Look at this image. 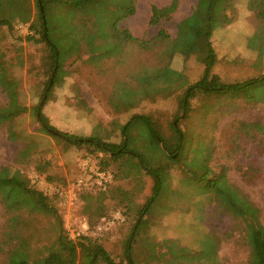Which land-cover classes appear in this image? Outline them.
I'll return each mask as SVG.
<instances>
[{
    "label": "trees",
    "instance_id": "obj_1",
    "mask_svg": "<svg viewBox=\"0 0 264 264\" xmlns=\"http://www.w3.org/2000/svg\"><path fill=\"white\" fill-rule=\"evenodd\" d=\"M96 1L85 0L89 7L93 6V12L98 10ZM217 1L198 0L194 16L203 20V25L192 28L185 23H180L177 26L176 37H172L162 29L154 38L141 41L134 38L127 30H120L121 21L135 14L134 2L129 13L119 16L113 27L98 24L93 29H85L86 34L92 35L89 39L83 40L81 46V50L87 54L88 62L93 57L102 58L104 52L108 50L107 38L115 49L124 47V51L121 49V52L109 54L115 62L117 59L118 62L122 61L125 64V74L129 82L122 87L132 97L127 108V111L132 114H130V120L122 128L124 140L120 144L107 143L96 137L79 138L60 132L44 115L42 111L44 104L41 103L42 105L36 108L37 120L47 135L64 141L67 147L74 146L73 148L81 151V159H95L101 170L110 171L112 167L116 169L117 172H113L112 183L104 191L111 194L109 203L118 211H123L125 214L133 212L132 207L135 202L137 203L135 193H131L128 199H123L119 190H112L115 183L122 177L118 171L121 170L123 158L126 157L130 164L135 165L145 175L148 187L142 191H148L149 199L144 204L143 210L138 212V223L134 225L125 246L124 261L126 264H139L136 261L139 257L138 253L142 255L150 251L145 241L148 238L150 227L155 225L154 216H159V212L163 210L161 199L175 200L177 199L176 192L181 191V195H184L192 188L196 192V197H202L203 203L216 205L214 209L206 210L204 217L202 215L203 219H207L210 238L213 240V230L209 223L212 215L227 216L234 221L241 234L240 240L248 251L247 264H264V224L261 220L260 209L246 193L230 182L225 168L216 172L211 160L213 149L211 150L201 139H195L196 134L193 135V132L189 134L188 130L191 129L187 128L186 131H182L179 125V121L183 120L182 113L185 114L184 120H190L194 104H198L199 109L209 112L221 109L217 107L219 100L222 108H228L230 113L251 112L243 119H233L232 126L229 127L231 134L226 133V125L221 127V134L226 133V136L231 137L230 141L235 143L236 150L243 145L247 147L255 144L260 151H264V113L260 110L264 108V71L262 70L264 69V39L258 41V44L255 43L256 41L252 42L258 33L264 34V0H248L242 10L239 8L238 14V4L235 0H224L223 10L214 14ZM53 2V0H41L39 3L35 0L37 15L33 16L31 0H0V28L13 32L16 23L29 25V34L20 39L28 43L44 45L46 48L45 72L50 75V83L44 93L46 99L52 89V83L55 82L53 74L60 63V52L48 36L46 9ZM117 5L119 6L120 3ZM40 7H43L44 14L41 13ZM168 19L163 10L152 7L151 26H159L163 20ZM216 20L218 24L216 23L214 27L213 31L216 32L214 35L211 31L213 27L211 29L208 27L211 22H217ZM237 30L242 32L237 33ZM110 34H116V36L126 34L127 40L119 41L116 37H109ZM214 36L218 41L225 40L227 37L233 41L237 36L242 41H240L239 51H235L231 58L220 57L213 43ZM186 52H188L187 55ZM152 53L156 58L151 59ZM140 56L147 58L145 62L138 61ZM176 56H182L186 66L189 60L194 58L202 66V72L191 83L189 82L190 76L185 73L187 77L186 75L184 77L189 82L187 88L178 94L169 96L175 87V74L178 73L172 65ZM5 59V55L0 50V89L12 95V91L17 89L19 82L9 71ZM247 59L252 61L251 69L249 67L242 68V70L234 69L228 79L216 70L219 66L221 68L222 65L228 63L230 65L245 63ZM102 69L103 72L108 71L107 67ZM235 71H238V74ZM114 72H118V69H114ZM118 76L116 78L118 82L115 80L117 84H115V90L120 88L121 78L119 79ZM215 92L221 95L213 96ZM171 97L175 99L177 108L173 121L168 123V130H166L161 122V112L154 108L159 107L163 101ZM140 109L147 111L138 112ZM2 112H0V118L5 121L25 113L26 108L13 99L11 105ZM135 122L143 124L144 127L140 131L139 138L130 140L127 132ZM191 140L194 146L202 143L203 149H206V157L209 158L206 161L210 160L208 166L211 172L210 183L209 181L198 183L199 180H195L197 183L185 184L184 189L177 188L175 191L174 186H168L169 191L167 189L164 191L165 184H173V173L179 175V182L182 180L186 168L182 166L183 159L179 157V151L185 150ZM146 148L150 150L159 148L160 152L154 149V152L152 151L153 153L149 155L145 151ZM29 151L30 149H27L21 154L26 156ZM242 152L245 153L244 149ZM47 170L40 165L34 169L41 177L47 173ZM243 176L245 179H255L254 167H251ZM46 179L49 183L52 182L51 178ZM76 179L78 178L74 180ZM134 179L139 183L138 177ZM99 192L101 190L95 193H84L81 200L85 205L88 200H95L102 207L101 201L97 200ZM160 197L162 198L159 200ZM58 200V196L50 197L34 186L27 176L22 174L16 177L12 175L10 168L0 167V204L5 220L4 227L0 231V253L6 251L8 255L6 264H75L79 254H83L90 262L89 264H99L100 261L105 264H123L124 261L116 263L109 256L100 244L101 237L83 235L75 240L71 239L64 226V213ZM104 217L106 214L102 216ZM39 240L44 241L43 245L39 243ZM166 243L169 248L164 259L158 261L149 259L148 264H181L182 260L185 261L184 253L192 251L178 239H168ZM199 249L205 258L203 247L200 246ZM194 258L196 257L190 256V264H209L206 260L199 259L200 263Z\"/></svg>",
    "mask_w": 264,
    "mask_h": 264
},
{
    "label": "rangeland",
    "instance_id": "obj_2",
    "mask_svg": "<svg viewBox=\"0 0 264 264\" xmlns=\"http://www.w3.org/2000/svg\"><path fill=\"white\" fill-rule=\"evenodd\" d=\"M53 1L46 9L48 36L60 52V63L53 74L55 82L52 83L48 99L44 98V93L50 83V75L45 72V57L47 55L45 46L20 39L29 34V25L16 23L13 32L6 28H0V50L5 55L9 71L19 82V86L12 91V95H8L0 89V112L8 108L13 99L26 108L25 113L13 116L8 120L4 121L0 118V167L10 168L12 175H16V177L23 174L32 180L34 176H39L47 186L64 190L75 181V178H79L82 153L73 148L74 146L67 147L64 141L45 133L36 117L38 105L43 102L44 115L49 119L50 124L60 132L74 134L79 138L96 137L112 144L123 142L122 124L129 121L130 114H132L127 111L132 98L131 94L122 87L129 82L125 74V64L122 61L118 62L117 59L115 62L113 57H109V54L121 52L124 47L115 49L107 38L108 50L104 52L102 58L93 57L88 62L87 54L81 50V46L83 40L89 39L92 35L86 34L85 29H93L98 24L113 27L119 16L129 13L133 2L136 7L135 14L122 20L119 28L127 30L134 38L141 41L154 38L162 29L172 37H176L177 26L180 23L194 28L202 26L203 20L194 16L198 0H97L95 3L98 10L96 12H93V6L89 7L85 0ZM223 1H217L214 14L223 10ZM247 1L235 0V3L238 4L237 14L239 8L242 10ZM31 2L33 3V16H36L35 0H31ZM117 3L120 5L118 6ZM108 6H110L109 9H107ZM152 7L163 10L169 19L163 20L159 26H151ZM216 21L211 22L208 27V29L213 27L211 31L214 35L216 33L213 31L214 27L218 24V20ZM238 32L242 31L237 30ZM109 37H116L122 42L127 40L126 34L117 36L110 34ZM262 39H264V34L258 33L252 42L256 41L255 43L258 44V41ZM240 41L237 36L233 41L230 40V37L221 41H218L216 36L213 37L218 55L225 56V58H231L235 51H239ZM187 54L188 52H186ZM153 58H156L154 53L151 54V59ZM146 59L145 56H140L138 61L143 63ZM172 65L178 73L175 74V87L169 96L184 91L189 82H193L202 72V66L194 58H191L186 66L184 58L176 56ZM251 66V59H247L245 63L239 62L237 65L228 63L222 65L221 68L219 66L216 70L228 79L234 69L242 70L247 67L251 69ZM103 67H107L108 71L103 72ZM116 68L118 72H114ZM262 70L264 71V69ZM256 72H258L257 69ZM185 73L190 76L189 82L185 78L187 77ZM235 73L238 74V71ZM117 76L121 78V83L120 88L115 90V84L118 82ZM217 95L221 94L215 92L213 96ZM217 107L221 109L206 112L199 109L198 104H194L190 120H184L185 114L182 113L183 120L179 121L180 129L182 131H186L187 128L191 129L192 131L188 130L189 134L193 132V135L196 134L195 139H201L211 150L213 149L211 160L216 172L226 169L230 182L246 193L260 209L261 220L264 224V151H260L255 144H250L247 147L243 145L236 150L235 143L230 141L231 137L226 136V133L231 134L229 127L232 126L233 119H243L251 112L235 111L230 113L228 108H222L219 100ZM176 108L175 99L172 97L163 101L159 107L154 108L161 112V122L166 130H168V123L173 121ZM260 110L264 113V108H260ZM142 111L146 112L147 110L140 109L138 112ZM92 117L110 122L111 130L103 128L102 123L98 125L100 128L102 127L99 130L89 120ZM205 120L208 121L205 122ZM224 125L227 130L225 134H221V127ZM93 127H95L94 130ZM143 127V124L135 122L127 132L128 138L130 140L139 138ZM194 141L196 142V140ZM162 148L167 152V146H165L166 149ZM27 149L30 151L26 156H23L21 153ZM154 149L160 152L159 148ZM154 149L146 148L145 151L150 155ZM242 149L245 153L242 152ZM205 150L202 143H197L194 146L193 140H191L185 150L179 151V157L181 160L183 159L182 166L186 170H184L180 182L178 181L179 175L173 173V184H165L164 191L166 189L169 191L168 186H174L175 191L177 188L184 189L185 184L197 183L195 180H199L198 183L208 182L211 176L208 169L210 160L206 161L209 158L206 157ZM38 165L48 169L43 177L34 171ZM251 167H254L255 179H245L243 174ZM110 171L117 172L113 167ZM118 172L122 177L115 183L112 190H119L123 199H128L131 193H135V198L137 195V203L135 202L132 207L134 208L133 212L125 214L123 211H118L116 207L110 205L109 195L111 194L105 191H101L97 195V200L103 204L102 207L95 200H88L86 205L81 201L79 207L72 214H68L62 209L64 226L69 235L73 232H80L83 224L87 223L88 232L84 235L101 237L100 244L109 256L114 262L122 263L125 246L134 225L138 223V212L143 210L144 204L149 199V193L147 190L142 191L148 187L145 175L135 165L130 164L126 157L123 158L121 170ZM47 177L51 178L52 182L49 183ZM134 177H138L139 183ZM187 191V194L184 195H181V191L176 192L177 199L172 201L159 198L165 212L162 210L159 212V216H154L155 225L150 227L146 241L144 239L150 251L144 252L142 255L141 253L139 255L137 251L139 256L138 259L136 258L137 263L148 264L149 259L163 260L169 248L166 240L178 239L184 246L192 249V251L184 253L183 264H190L191 255L196 257L195 261L206 260L209 264H247L248 251L240 240L241 234L234 221L227 216L213 214L209 219L213 230L212 240L208 235L207 219H203V217L206 210L214 209L216 205L203 203L202 197H196L194 188ZM104 214L106 217L102 218ZM104 220L108 225L103 229V232L97 233L96 228L102 225ZM4 223L0 204V231L3 229ZM39 243L43 245L44 241L40 242L39 240ZM35 246L39 247L40 245ZM200 246L204 249L205 258L199 249ZM7 259L6 251L1 252L0 264H6ZM89 263L83 254H79L75 264ZM99 264L105 263L100 261ZM123 264L126 262L124 261Z\"/></svg>",
    "mask_w": 264,
    "mask_h": 264
},
{
    "label": "built area",
    "instance_id": "obj_3",
    "mask_svg": "<svg viewBox=\"0 0 264 264\" xmlns=\"http://www.w3.org/2000/svg\"><path fill=\"white\" fill-rule=\"evenodd\" d=\"M80 177L70 183L64 190L52 188L46 185L44 180L39 176H34L31 183L43 191L48 196H58L60 206L68 213L72 214L76 211L81 203V197L84 193H95L104 191L114 179L111 171L101 170L98 161L93 158H84L80 161ZM108 225L105 220L102 225L96 228L97 233L103 232ZM88 232V224L84 223L80 232H73L70 238L75 240L81 235Z\"/></svg>",
    "mask_w": 264,
    "mask_h": 264
},
{
    "label": "crops",
    "instance_id": "obj_4",
    "mask_svg": "<svg viewBox=\"0 0 264 264\" xmlns=\"http://www.w3.org/2000/svg\"><path fill=\"white\" fill-rule=\"evenodd\" d=\"M104 105H106V103H104ZM89 120H91L93 123H94V125L96 126V127H98V129L100 130L102 127L103 128H107L108 130H111V123L110 122H105V121H102L101 120V118H96V117H92V119H89ZM128 122V121H127ZM126 122V123H127ZM100 123H102V127L100 128V126H98ZM126 123L124 124H122V127L124 126V125H126ZM95 129V127H93V130ZM95 132V131H94ZM71 135H74V134H71Z\"/></svg>",
    "mask_w": 264,
    "mask_h": 264
},
{
    "label": "water",
    "instance_id": "obj_5",
    "mask_svg": "<svg viewBox=\"0 0 264 264\" xmlns=\"http://www.w3.org/2000/svg\"><path fill=\"white\" fill-rule=\"evenodd\" d=\"M38 1H39V3L41 2V0H38ZM40 11H41L42 14H44V9H43V7H40ZM53 76H54V75H53ZM42 104H43V102H42ZM42 104H41V105H42Z\"/></svg>",
    "mask_w": 264,
    "mask_h": 264
}]
</instances>
